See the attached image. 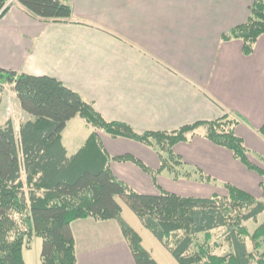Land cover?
I'll list each match as a JSON object with an SVG mask.
<instances>
[{
    "label": "crops",
    "instance_id": "crops-1",
    "mask_svg": "<svg viewBox=\"0 0 264 264\" xmlns=\"http://www.w3.org/2000/svg\"><path fill=\"white\" fill-rule=\"evenodd\" d=\"M254 1L67 0L69 21L42 22L14 0L0 19V68L54 78L92 104L106 121L124 123L138 134L174 131L224 115L238 117L235 132L248 160L264 171V35L249 56L242 53L240 40H221L247 22ZM0 87L2 94L8 87L15 95L12 86ZM21 118L19 126L29 117L21 113ZM92 133L110 158L130 156L150 171L160 170L155 149L113 138L80 118L71 120L61 135L67 156L75 155ZM173 153L186 165L184 171L196 168L211 182H199L194 174L173 180L167 171L153 181L132 162L111 161L109 170L143 195L163 191L208 199L225 196L224 185H230L262 199L264 176L200 134L175 145ZM127 224L160 264L153 250L162 251L150 239L151 248L144 246L141 223ZM70 229L76 264H135L118 222L87 218L72 222ZM22 256L27 264L24 251Z\"/></svg>",
    "mask_w": 264,
    "mask_h": 264
},
{
    "label": "trees",
    "instance_id": "trees-1",
    "mask_svg": "<svg viewBox=\"0 0 264 264\" xmlns=\"http://www.w3.org/2000/svg\"><path fill=\"white\" fill-rule=\"evenodd\" d=\"M16 2L38 21L67 22L72 17L67 0ZM7 11L8 0H0V19ZM262 35L264 1L255 0L247 22L222 35L221 40H240L242 53L249 56ZM0 85L12 86L21 111L29 117L20 124L18 138L11 120L0 123V264H25L23 250L29 249L35 238L42 241L41 264H76L70 225L87 218L118 222L134 263L157 264L142 247L140 236L122 219L117 199L124 201L177 264H264V223L258 224L264 213V188L260 201L230 185H224L225 196L208 199L163 191L150 196L136 193L109 170L111 161L132 162L153 181L161 171H167L173 180L194 174L199 182H211L196 168L184 171L186 165L173 153L175 145L200 134L230 151L248 170L264 176V171L250 163L248 151L236 135L238 117L224 115L174 131L138 134L124 123L106 121L92 104L54 78L0 68ZM1 94L0 88V106ZM75 118L113 138L155 149L160 170L150 171L130 156L110 158L96 133L68 157L61 135ZM251 221L256 224L252 232L245 226Z\"/></svg>",
    "mask_w": 264,
    "mask_h": 264
},
{
    "label": "rangeland",
    "instance_id": "rangeland-1",
    "mask_svg": "<svg viewBox=\"0 0 264 264\" xmlns=\"http://www.w3.org/2000/svg\"><path fill=\"white\" fill-rule=\"evenodd\" d=\"M13 1L14 0H8V3H11ZM2 102H3V106L0 109V122H5L8 118L12 120L13 129H14L15 135L18 138L19 123L22 121L21 113L23 114V112L20 109L17 97L15 95H12L11 89L8 87L4 90L2 94ZM117 202L123 209L122 217L127 223H129L130 225L134 227H136L135 222L140 224L137 217L128 209V207L126 206V204L124 203L122 199H117ZM262 223H264V213L258 217V224H262ZM245 226H247L250 232H252L253 229L256 228V224H254L252 221L249 223H246ZM141 230L142 232H146V233H142L141 235L144 240V246L147 249L151 248L149 239L153 240L154 243L161 249L162 252L160 251L157 252L156 250H153V255L160 264H177L174 261V259L151 236L149 232L145 231L143 228ZM41 248H42V241L38 238H35L31 243V248L28 250L27 249L23 250L25 261L27 262V264H37L39 260Z\"/></svg>",
    "mask_w": 264,
    "mask_h": 264
}]
</instances>
